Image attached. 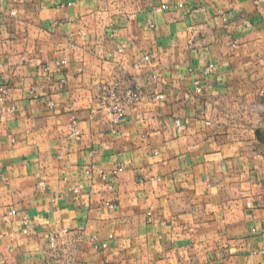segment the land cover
<instances>
[{
  "label": "crops",
  "instance_id": "1",
  "mask_svg": "<svg viewBox=\"0 0 264 264\" xmlns=\"http://www.w3.org/2000/svg\"><path fill=\"white\" fill-rule=\"evenodd\" d=\"M261 109L263 0H0V264H264Z\"/></svg>",
  "mask_w": 264,
  "mask_h": 264
},
{
  "label": "built area",
  "instance_id": "2",
  "mask_svg": "<svg viewBox=\"0 0 264 264\" xmlns=\"http://www.w3.org/2000/svg\"><path fill=\"white\" fill-rule=\"evenodd\" d=\"M264 1V0H263ZM163 8H167V5H164ZM218 15L223 17V20L225 23H227V17L225 16V13L223 10H218ZM150 55H146L145 56V60L149 61L150 60ZM66 62V60L63 61H58L57 64L61 65L64 64ZM48 69V68H47ZM208 71H212V66L207 67ZM64 82L65 80L62 81V83L60 84V87L64 86ZM196 91L198 93L202 92V87L200 85H196ZM158 99H163V95H158L157 96ZM101 103L105 106V108L107 109L108 113L111 116V122L115 125L119 124L121 119L123 118V116L125 115V106L127 103H133L136 98L133 95V93L131 92H127L125 94H121L119 91H117L114 88L111 87H104L101 93ZM76 123L77 121L75 119H73L72 121V125H73V134L75 135L76 133ZM119 171V169H114V170H102L101 171V177L103 179H106L107 176L110 173H117ZM11 213L15 214L16 211L13 210L11 211ZM21 223L24 225L25 227V231H28V224H29V217L24 214L21 216ZM110 239L114 238V235H110L109 236ZM57 240H58V235L55 233H52L50 235V245L52 248H54L57 244ZM92 241L94 242L95 246H101L103 248H107L108 247V241H103V242H99L97 236H93L92 237Z\"/></svg>",
  "mask_w": 264,
  "mask_h": 264
},
{
  "label": "rangeland",
  "instance_id": "3",
  "mask_svg": "<svg viewBox=\"0 0 264 264\" xmlns=\"http://www.w3.org/2000/svg\"><path fill=\"white\" fill-rule=\"evenodd\" d=\"M262 111H264V109H261Z\"/></svg>",
  "mask_w": 264,
  "mask_h": 264
}]
</instances>
